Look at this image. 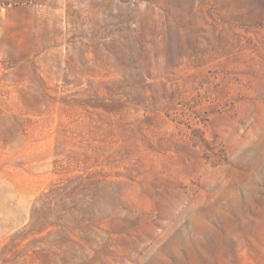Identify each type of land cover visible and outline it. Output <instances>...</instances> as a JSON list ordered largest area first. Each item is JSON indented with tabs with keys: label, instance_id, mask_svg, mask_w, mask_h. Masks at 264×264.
I'll use <instances>...</instances> for the list:
<instances>
[{
	"label": "rangeland",
	"instance_id": "374dc122",
	"mask_svg": "<svg viewBox=\"0 0 264 264\" xmlns=\"http://www.w3.org/2000/svg\"><path fill=\"white\" fill-rule=\"evenodd\" d=\"M0 264H264V0H0Z\"/></svg>",
	"mask_w": 264,
	"mask_h": 264
}]
</instances>
